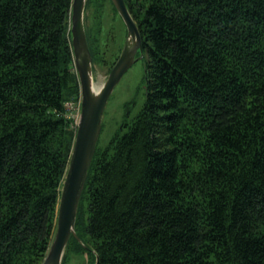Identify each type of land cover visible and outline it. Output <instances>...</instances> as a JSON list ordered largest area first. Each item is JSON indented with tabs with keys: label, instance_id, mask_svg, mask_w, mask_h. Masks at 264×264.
I'll return each instance as SVG.
<instances>
[{
	"label": "trees",
	"instance_id": "trees-1",
	"mask_svg": "<svg viewBox=\"0 0 264 264\" xmlns=\"http://www.w3.org/2000/svg\"><path fill=\"white\" fill-rule=\"evenodd\" d=\"M71 2L0 0V264H40L54 233L80 99ZM125 3L145 100L96 145L84 245L71 235L61 264L68 249L89 264H264V0Z\"/></svg>",
	"mask_w": 264,
	"mask_h": 264
},
{
	"label": "water",
	"instance_id": "water-1",
	"mask_svg": "<svg viewBox=\"0 0 264 264\" xmlns=\"http://www.w3.org/2000/svg\"><path fill=\"white\" fill-rule=\"evenodd\" d=\"M111 1L126 27V37L117 59L99 84L95 83L93 78L91 52L86 38L84 25L86 0L71 2V45L73 63L79 81L80 109L74 142L60 189L54 233L40 264H61L71 235L84 245L76 234L75 219L87 171L100 134L104 107L123 73L136 59L143 57L142 37L125 1ZM137 52H139L138 56H136Z\"/></svg>",
	"mask_w": 264,
	"mask_h": 264
},
{
	"label": "rangeland",
	"instance_id": "rangeland-1",
	"mask_svg": "<svg viewBox=\"0 0 264 264\" xmlns=\"http://www.w3.org/2000/svg\"><path fill=\"white\" fill-rule=\"evenodd\" d=\"M87 16L89 17H87V25L91 30L93 46L100 52L102 51V59L106 63H112L124 40L125 27L122 21L107 0L102 3L101 10L90 8ZM142 58H138L132 63L110 93L102 115L98 145L104 144L122 123H129L141 108L145 100ZM94 69L93 78L95 83L99 84L108 73L107 65L97 63ZM89 263L90 258L86 254L68 249L64 264Z\"/></svg>",
	"mask_w": 264,
	"mask_h": 264
},
{
	"label": "built area",
	"instance_id": "built-area-1",
	"mask_svg": "<svg viewBox=\"0 0 264 264\" xmlns=\"http://www.w3.org/2000/svg\"><path fill=\"white\" fill-rule=\"evenodd\" d=\"M67 107L71 110L70 111V115L74 118V122H75V125H76L77 118H78V112H79V108H80V99L76 103V105L72 104V102H68L67 103Z\"/></svg>",
	"mask_w": 264,
	"mask_h": 264
},
{
	"label": "flooded vegetation",
	"instance_id": "flooded-vegetation-1",
	"mask_svg": "<svg viewBox=\"0 0 264 264\" xmlns=\"http://www.w3.org/2000/svg\"><path fill=\"white\" fill-rule=\"evenodd\" d=\"M125 1V0H124ZM110 4H111V7H114L113 6V4H112V1L111 0H109L108 1ZM115 8V7H114ZM115 12L117 13V15L119 16V18H120V20L122 21V19H121V17H120V15L118 14V12L116 11V9H115ZM85 23H86V14H85V7H84V25H85ZM122 23H123V21H122ZM123 25H124V23H123ZM124 27H125V25H124ZM125 37H126V27H125V35H124V40H125ZM124 40H123V43H124ZM123 43H122V46H123ZM89 46V45H88ZM122 48V47H121ZM121 48H120V50H121ZM120 50H119V52H118V55H119V53H120ZM91 52V51H90ZM142 52H143V50H142ZM118 55L116 56V58H115V56H114V58H115V60L117 59V57H118ZM139 55V52H137L136 53V56H138ZM91 58H92V54H91ZM115 60H113V63L115 62ZM113 63H112V65H113ZM94 66H95V63L93 62V60H92V70H93V72H94ZM112 67V66H111Z\"/></svg>",
	"mask_w": 264,
	"mask_h": 264
}]
</instances>
